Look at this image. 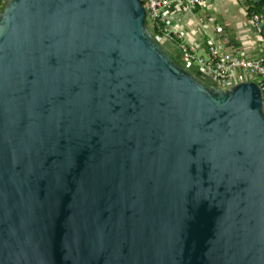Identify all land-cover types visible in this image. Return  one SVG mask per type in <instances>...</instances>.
<instances>
[{
  "label": "water",
  "instance_id": "obj_1",
  "mask_svg": "<svg viewBox=\"0 0 264 264\" xmlns=\"http://www.w3.org/2000/svg\"><path fill=\"white\" fill-rule=\"evenodd\" d=\"M0 264H264L259 87L196 78L140 0H8Z\"/></svg>",
  "mask_w": 264,
  "mask_h": 264
},
{
  "label": "built area",
  "instance_id": "obj_2",
  "mask_svg": "<svg viewBox=\"0 0 264 264\" xmlns=\"http://www.w3.org/2000/svg\"><path fill=\"white\" fill-rule=\"evenodd\" d=\"M8 0H6L7 2ZM147 14L148 25L152 34L170 42H179L181 34L173 30L172 22L175 13H189L194 15L196 11L205 9L210 11L212 5L209 0H140ZM246 14L249 17L250 25L253 27L260 42V59L251 61L244 58L233 57L229 53L222 52L212 39H208L205 47L208 50V57L198 55L201 46L180 45L183 60L191 68L199 67L203 75L216 88L226 91L240 84L250 82L255 83L262 94L264 106V14H248L247 0H242ZM251 2L254 0H250Z\"/></svg>",
  "mask_w": 264,
  "mask_h": 264
},
{
  "label": "crops",
  "instance_id": "obj_3",
  "mask_svg": "<svg viewBox=\"0 0 264 264\" xmlns=\"http://www.w3.org/2000/svg\"><path fill=\"white\" fill-rule=\"evenodd\" d=\"M212 9H198L194 15L175 13L172 28L178 31L182 39L179 42L166 41L168 53L175 59H183L180 45H198V55L208 57L205 43L208 39L215 41L222 52L233 57L255 61L260 59L259 36L250 25L242 0H209ZM6 0H0V13ZM199 73L201 69L196 66ZM206 79L207 76L203 75ZM209 79V78H208ZM207 79V80H208ZM209 81V80H208Z\"/></svg>",
  "mask_w": 264,
  "mask_h": 264
},
{
  "label": "trees",
  "instance_id": "obj_4",
  "mask_svg": "<svg viewBox=\"0 0 264 264\" xmlns=\"http://www.w3.org/2000/svg\"><path fill=\"white\" fill-rule=\"evenodd\" d=\"M247 7H249L250 9H248V14L251 16L252 13H256V14H264V0H254V2L247 0ZM2 11V10H1ZM156 34H154V37L156 38ZM182 65V64H181ZM184 67V66H183ZM196 67H193L191 72L196 78H198L199 80L203 81L204 83H206L207 85H209L207 83V79L198 72L197 69H195ZM210 82V81H208ZM210 86V85H209Z\"/></svg>",
  "mask_w": 264,
  "mask_h": 264
},
{
  "label": "rangeland",
  "instance_id": "obj_5",
  "mask_svg": "<svg viewBox=\"0 0 264 264\" xmlns=\"http://www.w3.org/2000/svg\"><path fill=\"white\" fill-rule=\"evenodd\" d=\"M147 24L150 25V24H151V21H147ZM166 41H167V40H163L162 38H159V39H158V42L161 43L162 46H164V49H165L166 51H168V48L165 47V43H166ZM173 59H175V58H173ZM175 60H176L178 63L182 64V65L185 67L186 70H188V71H191V70H192V68H191L190 66H188L187 63H186L182 58H181V59L179 58V60H178V59H175ZM207 83H208L209 85H213L211 82H208V81H207ZM205 84H206V83H205Z\"/></svg>",
  "mask_w": 264,
  "mask_h": 264
},
{
  "label": "flooded vegetation",
  "instance_id": "obj_6",
  "mask_svg": "<svg viewBox=\"0 0 264 264\" xmlns=\"http://www.w3.org/2000/svg\"><path fill=\"white\" fill-rule=\"evenodd\" d=\"M164 47V46H163ZM168 52V51H167Z\"/></svg>",
  "mask_w": 264,
  "mask_h": 264
}]
</instances>
